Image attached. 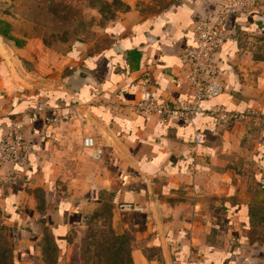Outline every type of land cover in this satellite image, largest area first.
<instances>
[{
	"label": "crops",
	"instance_id": "obj_1",
	"mask_svg": "<svg viewBox=\"0 0 264 264\" xmlns=\"http://www.w3.org/2000/svg\"><path fill=\"white\" fill-rule=\"evenodd\" d=\"M101 1H116V11L96 27V40L54 44L20 15L29 2L0 0V140L23 122L33 147L26 167L0 173V227L9 230L14 264H46L47 232L62 252L107 196L112 229L132 237L133 264H264V124L217 130L204 116L162 123L132 109L146 77L158 100L190 98L182 58L209 0ZM218 57L225 92L204 109L264 112V0L226 19ZM88 136L102 160L83 151Z\"/></svg>",
	"mask_w": 264,
	"mask_h": 264
},
{
	"label": "built area",
	"instance_id": "obj_2",
	"mask_svg": "<svg viewBox=\"0 0 264 264\" xmlns=\"http://www.w3.org/2000/svg\"><path fill=\"white\" fill-rule=\"evenodd\" d=\"M228 4L205 20L198 19L193 25L195 46L182 58L186 81L190 88V98L183 102L158 100L149 90L150 79L142 81V93L132 106L133 111L145 119L157 118L162 123L172 120L192 122L204 116L212 119L217 130H223L228 124L256 122L264 124V112L254 108L228 110L217 106L205 110V102L219 98L225 92L224 72L218 54L225 41L226 19L230 15H247L256 9L258 0H227ZM197 136L196 142H203ZM83 151L93 161L104 157V149L94 137L83 139ZM33 147L24 136L23 122H14L6 136L0 140V173L4 166L13 164L24 168L29 164ZM264 188V181L262 182Z\"/></svg>",
	"mask_w": 264,
	"mask_h": 264
},
{
	"label": "rangeland",
	"instance_id": "obj_3",
	"mask_svg": "<svg viewBox=\"0 0 264 264\" xmlns=\"http://www.w3.org/2000/svg\"><path fill=\"white\" fill-rule=\"evenodd\" d=\"M25 1L29 3L18 4L20 15H30L29 21L34 28L39 27L42 30H48L45 33L47 36L45 37L46 41L51 42L52 39H58L76 43L83 39L96 40V27H98V24L105 23L104 20H98L92 11L89 10V6L91 7L94 4L93 0H87L85 4H80L79 0H73V3L66 5L64 3H56L57 0H52L51 3L49 2L51 0ZM34 15H36L35 19L32 20L31 18ZM53 32H59L60 36L64 33L65 35L55 38L51 36ZM68 34H71V36ZM111 204V200L107 196L104 198V203L100 208L88 210L84 214L82 222L72 228L68 236V244L62 252L57 250L52 244V239L47 232L48 241L45 239L44 247L48 245L50 250L45 254L46 264H113L114 258L105 251L109 246L108 244L113 242L111 241ZM254 232L253 238L255 239L257 232ZM4 235L1 242L5 241ZM2 249H6L9 254L11 247L3 245Z\"/></svg>",
	"mask_w": 264,
	"mask_h": 264
},
{
	"label": "trees",
	"instance_id": "obj_4",
	"mask_svg": "<svg viewBox=\"0 0 264 264\" xmlns=\"http://www.w3.org/2000/svg\"><path fill=\"white\" fill-rule=\"evenodd\" d=\"M84 1V0H83ZM52 2V0H51ZM50 2V3H51ZM85 2H87V0H85ZM94 4L93 6H89L90 9L93 10H98V12L100 13V15L103 17L104 22L111 20L115 17V11H116V1L113 4H107L104 3L101 0H93ZM56 3H64L63 0H57ZM65 4V3H64ZM88 4V3H87ZM66 5V4H65ZM106 23H101L98 25H104ZM48 30H42V32L45 34ZM64 34H62V36H64ZM71 36V34H68ZM52 37L55 38H60L62 36H60L59 32H53L51 34ZM60 36V37H59ZM47 37L46 34L44 35V38ZM52 43H67V44H71L74 42H69L67 40H51ZM251 216V228L253 231H256V225L258 222V213L256 211H254L253 209L251 210L250 213ZM256 221V222H255ZM255 233V232H254ZM3 234L4 235V242H1V240H3ZM48 235L50 237H52V234ZM46 239L48 241V238L46 236ZM112 243L108 244L109 246L106 248V252L107 254H110L112 256V258H114V263L113 264H133L132 261V257H131V252H132V237L131 235H129L128 233L119 235L117 233L114 232V230L112 229ZM0 264H14V248H13V244L11 241V237H10V233L9 230L7 228L4 227H0ZM6 245V246H10V253L8 254V251L6 249H2V246ZM57 249V248H56ZM50 250V247H48V245L46 247H44V255L47 254ZM46 260V257H45Z\"/></svg>",
	"mask_w": 264,
	"mask_h": 264
},
{
	"label": "water",
	"instance_id": "obj_5",
	"mask_svg": "<svg viewBox=\"0 0 264 264\" xmlns=\"http://www.w3.org/2000/svg\"><path fill=\"white\" fill-rule=\"evenodd\" d=\"M228 4L227 0H209L206 4L203 11H201L196 18L193 20L192 25L195 24L196 20L203 19L205 20L210 14L218 12L221 7L226 6ZM78 78L81 80L90 79V76L87 72L79 71L77 74Z\"/></svg>",
	"mask_w": 264,
	"mask_h": 264
}]
</instances>
